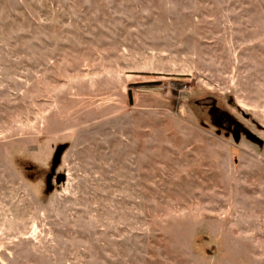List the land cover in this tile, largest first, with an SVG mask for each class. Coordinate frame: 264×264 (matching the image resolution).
<instances>
[{"label": "rangeland", "instance_id": "obj_1", "mask_svg": "<svg viewBox=\"0 0 264 264\" xmlns=\"http://www.w3.org/2000/svg\"><path fill=\"white\" fill-rule=\"evenodd\" d=\"M0 264H264L263 0H0Z\"/></svg>", "mask_w": 264, "mask_h": 264}, {"label": "trees", "instance_id": "obj_2", "mask_svg": "<svg viewBox=\"0 0 264 264\" xmlns=\"http://www.w3.org/2000/svg\"><path fill=\"white\" fill-rule=\"evenodd\" d=\"M128 99L131 101V94L128 92Z\"/></svg>", "mask_w": 264, "mask_h": 264}, {"label": "crops", "instance_id": "obj_3", "mask_svg": "<svg viewBox=\"0 0 264 264\" xmlns=\"http://www.w3.org/2000/svg\"><path fill=\"white\" fill-rule=\"evenodd\" d=\"M263 2H264V0H263Z\"/></svg>", "mask_w": 264, "mask_h": 264}]
</instances>
